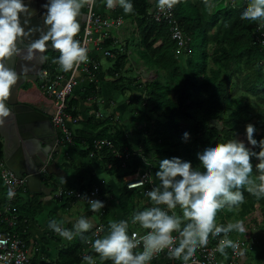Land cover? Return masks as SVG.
<instances>
[{
  "label": "trees",
  "instance_id": "1",
  "mask_svg": "<svg viewBox=\"0 0 264 264\" xmlns=\"http://www.w3.org/2000/svg\"><path fill=\"white\" fill-rule=\"evenodd\" d=\"M148 1L132 0V13H125L120 6L116 7L115 13L125 21L134 23L139 34L136 45L139 44L140 53L147 56L150 71L157 69L155 80L147 82L141 90L146 104L142 105L141 95L135 99L139 107L133 109L137 142L128 140L124 126L113 117L100 119L97 112L84 121L90 133L76 131L73 136V144L82 146L84 157L93 159L100 173L110 182L117 181L116 186L109 183L113 190L106 187V179L101 183L98 181V194L105 205L101 210L104 216L105 211L107 213L105 195L113 193L122 220L129 222V235L150 230L139 227L138 223L133 224L131 218L136 211L153 206L145 193L159 183L155 173L159 170L160 160L179 157L188 160L191 166H197L199 161L195 153L205 144L237 140V136L245 147L259 152L258 146L249 145L244 140L246 134L243 132L249 123L256 128L254 138L257 141L264 138V34L260 38L258 35L254 37L255 27L263 21H251L239 15L241 8L250 0H213L214 7L211 9L206 6V0H179L174 11L187 39L182 48H178L170 39L166 23H156L148 17L151 8ZM108 45L110 41L104 44ZM118 56L113 68L116 70L115 81L121 77L116 66L121 67L122 58L126 57ZM175 67L177 74H173ZM180 72L189 73V76L181 81ZM90 86L86 97H97L99 88L94 83ZM67 113L72 117L78 114L76 110L69 109ZM184 132L189 133L186 140L182 138ZM103 140L112 148L96 150L93 142ZM124 152L129 153L128 158L119 159L116 156ZM91 153L94 157L90 158ZM145 161H148L149 167ZM250 163L253 166L252 178L258 182L255 170L259 161L252 157ZM69 166L73 167L71 164ZM140 170L151 172L147 187L127 188ZM76 176L75 186L81 191L90 188V185L82 183L85 179L83 170ZM240 190L245 197L244 203L239 205L242 208L240 218L256 203L264 207V197L257 198L243 187ZM30 203L36 206L35 209L39 207L37 198ZM106 219L101 218L107 234L109 223ZM217 224L225 225V222L221 220ZM173 232L177 234L175 230ZM223 235L210 238V243L214 244ZM76 239L59 253L56 264H86L83 260L85 255L93 256L96 264L113 263L111 260L103 263L106 260L101 261L99 254L94 249L90 250V245L96 239L91 231L83 233V238L77 236ZM228 239L233 240L230 236ZM257 254V259L264 261V248ZM152 264L180 263L176 259L173 263L160 260Z\"/></svg>",
  "mask_w": 264,
  "mask_h": 264
},
{
  "label": "clouds",
  "instance_id": "2",
  "mask_svg": "<svg viewBox=\"0 0 264 264\" xmlns=\"http://www.w3.org/2000/svg\"><path fill=\"white\" fill-rule=\"evenodd\" d=\"M94 2L95 0H47V3L42 5L47 10L43 15L44 25L47 30L41 31L39 28H27L25 30L34 13L29 10V6L24 0H0V126L5 123V118L9 117L12 113V109L8 105V100L13 87L17 84L18 79H20V74L17 73L15 68L8 66L9 58L19 56L23 51L26 54L22 59L31 61L37 51L44 53L49 47L58 50V53H53L50 57L47 55L41 56V60L45 61L41 65L37 80L40 82V90L51 100L53 109L51 122L53 115L57 111L62 112V115L66 116L67 126L68 121L73 125L80 121L78 117H72L67 112L68 109L72 111L76 110V107H72L71 104L73 101H76L74 94L80 83L79 76L82 75L79 74L77 79L78 85L62 101L50 96L45 89V85L55 75H59L57 73L68 75L69 70L88 60L87 49L81 46L80 42L74 39V36L81 31L80 23L77 19L81 15V9L85 5H90ZM178 2L179 0H157L158 6L164 10L172 9ZM105 6L108 9L120 6L125 13L133 12L132 0H105ZM206 6L210 9L214 7L213 0H206ZM239 15L247 20L263 21L255 27L254 37L258 35L260 38V35L264 34V0H250L249 3L241 8ZM20 16L25 17L23 24L21 23ZM33 32H40L39 37L30 42H26L27 38ZM18 43L19 45L26 43V47L21 48L18 46ZM123 45L124 43L121 46V51L117 46L112 47L113 49L111 48V53L114 55L113 59L117 58V55L126 57L129 55L126 48L124 50ZM93 52L97 53L92 50L89 58L94 64L98 65V70L93 72L95 80H92L90 76L83 77L91 80L97 86L95 81L98 79L100 64L98 59L94 57ZM114 52L117 54H114ZM98 53L102 58H106L100 51ZM57 55L58 57L56 58ZM51 64L55 65L52 66ZM139 64L143 67L145 65L142 61ZM135 65L138 64L136 63ZM59 68L64 72L59 71ZM24 71L26 72L27 69L25 68ZM45 71H47V76L43 75ZM142 73L146 77L142 82L140 79H143L144 75L138 77L137 80L140 82V85H138L140 90L137 91L135 99L141 95L142 105H145L144 92H141V90L147 82L155 80L156 76L152 75L148 70ZM35 83L29 84L31 86L27 91L24 90V92L26 94L30 93L32 86H36ZM83 98L88 99V101L94 99L90 96ZM68 128L70 129L69 126ZM70 131L72 133V143L69 145L72 146L75 133L71 129ZM255 131L256 128L253 124L249 123L245 126L248 144L258 146L260 148L259 152L245 147L242 141L230 139L227 142L205 144L201 150L195 153L199 161L197 166H191L188 160H182L179 157L166 158L159 161V170L155 173V177L159 183L145 193L153 206L136 211L131 218V222L133 224L138 223L145 229H150L145 240V247L147 249L153 252L157 249H168L170 254L162 251L157 255V258L154 260L151 259L147 264H152L153 262L158 263L160 260L164 262L165 258L172 263L177 259L180 264H184V262L188 261L189 257L193 256L198 247L207 245L210 235L216 237L224 234V238L218 243L216 248V251L221 255H226V248L230 247L236 250L239 247L238 243L232 238V235L229 236L233 240L227 238L230 232L235 231L243 234L247 232L250 234L253 230L257 231L261 229L264 235V215L259 211V208L262 207L259 203H256L255 207L249 212H246V214H243L241 218L237 213L234 215L231 213V216L228 214L230 216L229 218L224 216L222 220H224L225 225H220L215 222L217 211L219 210L220 214V209L225 206L229 207L230 212L235 207L242 209L239 206L244 203L245 199L243 192L240 190L242 187L257 198L264 197V138L257 141L253 135ZM57 132L60 134L58 130ZM188 136V132L182 133L183 139L186 140ZM58 137L55 138L57 141L60 140ZM89 157H94V154L91 153ZM252 157H255L259 161L256 164L255 170L257 172L258 182L251 175L253 166L250 163V158ZM15 177L23 180L24 185L22 188L18 187L15 193L11 188L8 190L4 187L7 194L5 205L9 206L11 214H17L19 225V214L13 204L18 200V196L26 188L27 183L25 178H18L16 175ZM135 187L133 189L143 188V181L138 182ZM69 188L63 187L57 189L53 194L54 198L57 199L55 194L58 190ZM95 188L97 189V187ZM76 192L81 191L77 189ZM12 197V201L9 202V198ZM83 199L87 201L93 212H99L105 206L101 200L88 199L87 196H83ZM5 205L0 206V208ZM177 208H179V212H177ZM101 214L103 213L101 212ZM257 215L260 218L257 219ZM99 224L102 223L100 222ZM247 224H249L248 231L246 228ZM48 227L67 241H72L77 236L83 238V233L93 228L83 216L76 221L71 229L64 227L63 220H52L49 222ZM103 227L104 232L89 247L90 250L94 249L95 253L99 254L101 261L106 260L103 263L111 260L113 262L112 264H146L150 259L143 252L134 253L137 250L133 249L138 246L139 242L136 238L137 233L133 232L129 235V222L127 220L109 221V231L106 236V227L104 225ZM174 230L177 234L173 232ZM247 233V239L244 240V252L246 250L250 251L254 247L252 241H250L252 237L251 235H247ZM238 239L242 240V237L239 236ZM83 260L86 264H96V260L91 255H85Z\"/></svg>",
  "mask_w": 264,
  "mask_h": 264
},
{
  "label": "crops",
  "instance_id": "3",
  "mask_svg": "<svg viewBox=\"0 0 264 264\" xmlns=\"http://www.w3.org/2000/svg\"><path fill=\"white\" fill-rule=\"evenodd\" d=\"M150 2L156 3V0H150ZM96 6L98 11L102 14L107 13L108 8L105 6V0H96ZM128 26L129 29L127 30ZM121 33L123 34L122 38L124 39V50L125 48L127 50V47L125 46V44L127 43V41L125 40L126 36H136V38H138L139 36L138 31L134 26V23H131L129 21L124 22V25L121 29ZM52 55L53 53L47 54V56L49 57ZM93 55L98 59V62L100 64V72L98 73V79L97 81H95L97 83V88H99V95L89 101L88 99H84L83 97L87 95L86 91L89 89L92 81L86 79L83 76H79L80 83L76 88L74 94L76 101H73L71 106L76 107V110L79 114L76 117H78L80 121H78V123L75 125L71 124L68 121V126L74 133L76 131H81L82 133H90V131L87 130L89 126H87L84 121L91 118L92 115H95L97 112L100 114V119L103 117H113L118 124L124 126L125 131L127 132L128 140L132 143H136L138 137L135 134L136 131L135 124L133 122V109H139V107L137 106V102L135 101L137 91L140 90L138 86L140 85V82L137 79L141 75H144L142 72H146L147 69H145L139 63L138 65H135L136 62H131V64L134 65L133 70L129 72L128 70L124 69V72L122 73L120 79L125 82V86H121L117 82L118 79L116 81L114 79L116 77V70L113 68L115 67L114 65L117 64L114 63L115 59L102 58L98 52H93ZM127 57L122 58V66L120 67V65H118L116 66V69L117 67L118 69L126 68L127 64L129 63V61H127ZM59 71L63 70L59 68ZM145 77L146 76L144 75L143 79H140V81H144ZM35 85L36 86H32L30 93L23 96L20 100L29 104L27 107L32 110L31 113L34 112V115H39L38 118L40 119V121H37L38 123H46V121L44 120H48L51 123V116L53 113L51 100L40 90V82L38 83V80ZM124 87L127 93L126 96L123 91ZM94 105H97L95 109ZM43 129L46 133L52 135L49 126H45L43 127ZM17 132L18 131H16V134ZM54 132L55 138L58 136V138H62V135L58 134L56 129H54ZM2 146L3 139L2 137H0V160L3 162L5 168L8 171L15 174L11 169L6 166L5 161L2 160ZM53 149L56 151V153L53 154L48 161V164H54V166L52 165L51 168L52 175L49 176L46 174H42V184H44L47 188L51 189V197H45L42 191L37 192L35 186L29 185L27 183L26 188L22 190V193L18 196V200L13 204L20 218L19 225L15 231L24 240L26 247L28 248V251L30 253L29 256L32 264H54V261L58 257L59 253L62 252L72 241L76 242L77 240L75 237L72 241H67L55 232L51 234L52 230L49 229L48 224L51 221L52 214L56 216L55 220H63L64 227L69 229L73 227V225L81 216L85 217L92 225V227L96 226L100 222L102 223V220H100L99 217V213L103 210H100L99 212H93L90 209L89 204L82 201H59L55 199L53 195L57 189L63 187L74 188L75 180L77 178L76 174L81 172V170H83L85 173V179L82 183L86 186L90 185V188L93 185L94 187H97L99 189L100 186H98V181H100L101 183L105 179L108 183L106 187L109 190H113V186H110L109 183L114 186L117 185L116 180L110 182V179L106 178L105 175L100 173L99 169L93 162V159H88L84 157V149H82V146L77 147L74 144L71 146L69 144L57 143V139H55ZM3 164L0 163V166H2ZM70 164L73 165V167H70ZM55 175H57L58 177H56ZM93 182H95V184H92ZM112 196L113 193L105 195V197L107 198V213L105 211L103 217H105V219L107 218L106 220L108 223L109 221L122 220L121 213L118 210L117 201H115V197ZM34 198H37V202L39 203V207L36 209V206L30 203V201ZM6 199L7 194L3 186L2 180L0 179V206L5 205ZM76 204H78L82 210L79 215L73 214L70 211V207H75ZM236 209L237 208L235 207L231 212L229 209H227L229 212L228 214L230 216L231 213L232 215H234L235 213L241 215L242 209ZM94 215L96 216L97 221H95ZM248 225L249 224L246 225L247 231L249 230ZM246 233L244 234V237H242V240L247 239ZM107 234H105V236ZM247 235H251L252 240L250 241H252V245H254V247L251 248L250 251H243L241 258L237 264H264V261H259L257 259V253L262 250V248H264L263 230H253V232H250V234L247 233ZM235 237L237 236L232 233V238L234 240L236 239ZM33 251L34 262L31 259ZM227 259V254L220 255L221 262H226ZM167 261L168 259L165 258L164 262Z\"/></svg>",
  "mask_w": 264,
  "mask_h": 264
},
{
  "label": "built area",
  "instance_id": "4",
  "mask_svg": "<svg viewBox=\"0 0 264 264\" xmlns=\"http://www.w3.org/2000/svg\"><path fill=\"white\" fill-rule=\"evenodd\" d=\"M150 9L147 13L156 23H166L168 26V33L170 39L175 42L178 48H182L187 43L186 37L183 35L182 29L179 25V22L175 16L174 7L170 10L161 9L157 3L149 2ZM117 7V6H116ZM116 7L108 9L107 13L102 14L98 11L96 6V0L93 4L85 5L83 8L85 19L81 28L79 35L76 40H78L81 46L87 49L88 60L82 62L75 66L68 72V75L63 73H57L55 77L45 85V89L50 96H53L55 99L63 100L64 97L70 93L77 85V79L79 74L82 76H90L92 80H95L93 72L98 70V65L94 64L89 58L90 52L92 50L98 52L100 51L102 55L106 58H114V55L111 53V48L117 46L121 49L122 44L124 43L123 34L121 29L124 25V20L121 16H116ZM107 41H110V46L104 47L103 44ZM113 49V48H112ZM44 76H47V71L43 72ZM48 78V77H47ZM52 125L57 129L62 138L57 141V143L62 144H71L72 143V133L67 126L66 116L62 115V112L57 111L52 117ZM96 150H100L102 147L112 148V146L106 141H96L94 143ZM127 152L124 154H116L119 159L128 158ZM146 162V161H145ZM0 163L3 162L0 160ZM147 163V162H146ZM145 163V164H146ZM147 167L150 165L147 163ZM0 179L4 187L8 190L11 188L14 193L18 187L22 188L24 181L17 179L13 173L8 171L4 164L0 166ZM150 177L147 171H142L137 173L136 177L128 183L129 189L136 188L135 185L143 181V187H147ZM141 188V187H139ZM68 189L58 190L55 194V197L59 200L65 199V197H75V199L82 200L83 196L81 192L67 191ZM90 196L100 200L98 189H93L90 191ZM13 199L9 198V202ZM256 218H260L259 215ZM18 226V216L15 213L11 214V209L9 206L5 205L0 208V264H32L30 261V253L26 247L25 242L16 234L15 230ZM92 236L97 238L101 236L104 232V227L102 224L90 229ZM149 231L135 232L137 233L138 246L133 250H137V253H145L150 257L146 262L149 263L151 259L157 258V255L162 251H166L168 254V249L152 251L145 247V240ZM230 234H228L229 237ZM207 245L198 247L193 256L188 258L187 262L184 264H237L241 258L243 248L245 247V241L235 239V242L238 243L239 247L236 250L232 248H226V254L228 259L226 262H221L220 253L216 251L218 243L224 238V235L214 244L210 243V238ZM218 237V236H216ZM227 237V238H228Z\"/></svg>",
  "mask_w": 264,
  "mask_h": 264
},
{
  "label": "water",
  "instance_id": "5",
  "mask_svg": "<svg viewBox=\"0 0 264 264\" xmlns=\"http://www.w3.org/2000/svg\"><path fill=\"white\" fill-rule=\"evenodd\" d=\"M47 0H24L29 6V10L34 14L31 16L27 28H39L46 31L43 15L46 9L42 7ZM43 9V10H42ZM42 11V12H41ZM42 13V14H41ZM24 16H20L23 24ZM40 32H33L26 42L38 38ZM21 48L26 47L19 45ZM49 53H58L51 47L47 48L44 53L36 52L31 61H26L22 57L26 54L23 51L19 56L11 57L8 60V66L14 67L20 74L17 84L13 87L8 105L12 109L9 117L5 118V123L0 126V137L3 139V160L6 166L11 169L18 178H25L26 183L35 186L36 191H42L44 196H50L51 189L42 184V174L52 175L51 168L54 164H48L49 159L56 151L54 147V129L48 120L46 123H38L39 115H34L31 109L27 107V102L21 101L24 88L29 84H34L40 73L41 65L45 60L41 56ZM27 69L25 72L24 69ZM49 126L51 134L45 132L43 127ZM16 131L17 134H16ZM58 177L57 175H55Z\"/></svg>",
  "mask_w": 264,
  "mask_h": 264
},
{
  "label": "rangeland",
  "instance_id": "6",
  "mask_svg": "<svg viewBox=\"0 0 264 264\" xmlns=\"http://www.w3.org/2000/svg\"><path fill=\"white\" fill-rule=\"evenodd\" d=\"M225 3H228L227 1H225ZM129 29V26L127 27V30ZM125 40L127 41L126 43V47H127V50H128V57H127V61H129V63L127 64L126 68H120L119 69V74L120 76L122 75V73L124 72V69L128 70L129 72H131L133 70V65L131 64V62H136L137 64L140 63V61H142L145 65H144V68H147L149 71H150V68L149 67V62L147 60V56H144L142 55V52L140 53L139 51V44L136 45V42H137V38L136 36H126ZM192 45V44H191ZM136 55H137V58H136ZM131 66V67H130ZM129 67H130V70H129ZM157 69H152L150 72L152 73V75L156 76L157 77V72H156ZM173 74H177V69L175 67V69L173 70ZM187 76H189V73L188 74H185V73H181L180 72V80H184ZM121 86H125V82L122 81V79H119L117 81ZM37 83V82H36ZM39 83V82H38ZM124 94L125 96L127 95L126 91H125V87H124ZM243 132V131H242ZM245 134V132H243ZM237 141H239V136L236 137ZM244 140H246V138H244ZM248 143V142H246ZM143 170H140L138 173L142 172ZM147 173L149 174V177H150V180H151V172L149 173V171H147ZM79 189L77 186H75L74 188H69L67 191H73V192H76V190ZM94 189V186L92 185L91 188H87L86 190H83L81 191L82 193V196H87L88 199H94V200H97V198H94V197H91L90 196V191ZM65 200V201H68V202H74V201H82V202H86V200L82 199V200H78V199H75V197H65V199H62V201ZM82 206H85V205H82ZM226 208V209H225ZM229 207L228 206H225L224 208L220 209V214H217L216 217H215V222L216 223H219L222 219H224V216H228V210ZM70 211L73 213V214H76V215H79L81 213V208L78 204H76L75 207H70ZM259 211L262 215H264V207H260L259 208ZM95 216V215H94ZM99 217H100V220L101 218L103 217V214H101V212L99 213ZM95 218V221H97L96 219V216L94 217ZM56 219V216L54 214L51 215V221L52 220H55ZM231 222V221H229ZM141 227V226H139ZM137 228V230H139L140 228ZM139 232V231H138ZM232 233H234L237 237L235 238H239V236H241L243 233H237L235 231H233ZM53 234V231L52 233ZM31 259L32 261L34 262V251L32 252V256H31ZM58 259V257L55 259V263L56 264V260Z\"/></svg>",
  "mask_w": 264,
  "mask_h": 264
},
{
  "label": "flooded vegetation",
  "instance_id": "7",
  "mask_svg": "<svg viewBox=\"0 0 264 264\" xmlns=\"http://www.w3.org/2000/svg\"><path fill=\"white\" fill-rule=\"evenodd\" d=\"M46 3H47V1H46ZM43 10V9H42ZM42 12V11H41ZM42 14V13H41ZM78 20H79V23H80V29H81V26H82V23H83V21H84V19H85V15H84V11H83V9H81V15L77 18ZM78 34H79V32L76 34V36H74V39H76V37L78 36ZM31 85H28V86H26L25 88H24V90H28V88L30 87ZM22 97L20 96V99H21Z\"/></svg>",
  "mask_w": 264,
  "mask_h": 264
},
{
  "label": "bare ground",
  "instance_id": "8",
  "mask_svg": "<svg viewBox=\"0 0 264 264\" xmlns=\"http://www.w3.org/2000/svg\"><path fill=\"white\" fill-rule=\"evenodd\" d=\"M153 3V2H152ZM230 234H231V232H230Z\"/></svg>",
  "mask_w": 264,
  "mask_h": 264
}]
</instances>
